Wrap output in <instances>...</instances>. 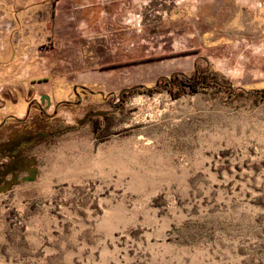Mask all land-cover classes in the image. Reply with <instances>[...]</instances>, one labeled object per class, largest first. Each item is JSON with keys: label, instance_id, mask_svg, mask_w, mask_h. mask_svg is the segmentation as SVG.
<instances>
[{"label": "rangeland", "instance_id": "1", "mask_svg": "<svg viewBox=\"0 0 264 264\" xmlns=\"http://www.w3.org/2000/svg\"><path fill=\"white\" fill-rule=\"evenodd\" d=\"M154 2L0 0L56 79L0 127V264H264V0Z\"/></svg>", "mask_w": 264, "mask_h": 264}, {"label": "crops", "instance_id": "2", "mask_svg": "<svg viewBox=\"0 0 264 264\" xmlns=\"http://www.w3.org/2000/svg\"><path fill=\"white\" fill-rule=\"evenodd\" d=\"M252 1L210 0L207 4L211 5V8L218 9L222 2L230 3L233 6L235 3H241L243 9H248L246 4ZM146 6H148L147 8H157L154 0H147ZM2 17L5 21H9V17H11L14 23L18 24L34 22L37 19L35 16L25 13L22 15L4 14ZM25 29L24 25V32L19 29L15 33L10 32L6 44L10 49L7 51L1 49V44L4 42H0V88H3L0 91V127L12 121L25 120L30 115L34 103L39 106V102L42 100L40 98L43 95L42 87L45 86L48 91L49 87L56 83L50 70H45L47 73L44 72L43 63L46 56L39 54L36 48L28 47L36 41V38L32 40L31 34L25 32ZM57 81L59 82V80Z\"/></svg>", "mask_w": 264, "mask_h": 264}]
</instances>
